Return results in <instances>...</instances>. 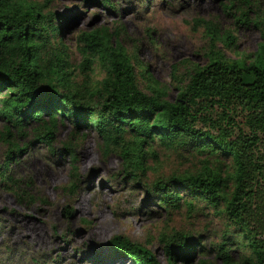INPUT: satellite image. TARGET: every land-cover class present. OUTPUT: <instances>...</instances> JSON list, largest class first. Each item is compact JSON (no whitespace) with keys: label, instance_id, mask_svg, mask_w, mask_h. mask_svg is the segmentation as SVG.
Returning <instances> with one entry per match:
<instances>
[{"label":"trees","instance_id":"obj_1","mask_svg":"<svg viewBox=\"0 0 264 264\" xmlns=\"http://www.w3.org/2000/svg\"><path fill=\"white\" fill-rule=\"evenodd\" d=\"M49 3L0 0V116L6 120L0 138L8 143L7 158L28 143L13 139L11 127L22 133L34 121L36 138L51 145L58 119L65 117L75 128L94 127L103 150L120 154L125 177L140 178L148 157L156 153V141L186 150L198 157L199 166L156 178L147 192L151 189L169 210L182 204L190 208L194 200L203 199L221 210L225 225L219 238L209 243L188 231H162L159 239L168 262L191 261L194 252L214 249L221 264H264V156L257 153L264 133V13L252 18L261 33L257 47L233 57L224 49L235 46L232 29H220L211 18L194 17L193 25H203L209 36L207 59L192 67L176 96L168 98L164 85L151 83L148 90L140 86L117 29L105 24L77 34L79 78L61 37V13ZM237 9L242 21L248 19L247 9ZM95 60L105 73L92 82ZM143 72L153 79L147 67ZM236 108L246 113L248 130L231 116ZM63 150L74 156L68 143ZM9 162L0 164L3 177H12L6 173ZM70 177L68 189H73L76 164ZM108 242L112 251L135 264H164L149 246L125 233L113 234Z\"/></svg>","mask_w":264,"mask_h":264},{"label":"rangeland","instance_id":"obj_2","mask_svg":"<svg viewBox=\"0 0 264 264\" xmlns=\"http://www.w3.org/2000/svg\"><path fill=\"white\" fill-rule=\"evenodd\" d=\"M230 1L50 0L49 5L61 13V37L79 78L82 54L76 47L77 34L105 24L117 29L140 86L148 90L151 83L164 85L167 97L174 98L189 70L207 59L209 36L203 25H193L194 17L211 18L220 29H232L235 46H223L231 57L257 47L261 33L252 18L264 13V0H235L232 6ZM239 7L247 9L248 19L238 17ZM104 73L95 60L92 82ZM218 113L216 109L212 114ZM230 114L248 130L244 111L236 108ZM5 122L0 116V132ZM35 125L29 121L22 133L11 127L13 139L22 145L28 142L13 157L7 158L8 143L0 138V164L10 160L6 173L12 176L0 174V264H135L110 248L108 240L118 232L145 243L161 262L170 264L159 239L162 231H188L205 236L207 243L219 238L225 225L221 210L203 199L194 200L190 208L182 204L169 210L146 189L156 178L199 166L197 156L156 141V153L148 157V168L140 178L125 177L120 154L103 150L94 127L75 128L70 118H59L50 145L36 138ZM260 136L257 153L264 156V133ZM64 143L74 156L63 150ZM72 164L77 166L78 179L68 189ZM13 188L22 195L18 197ZM178 264H221V259L209 249L203 254L196 251L191 261Z\"/></svg>","mask_w":264,"mask_h":264}]
</instances>
